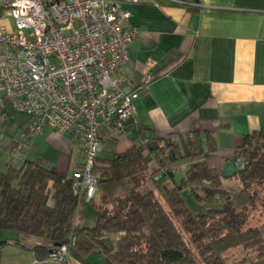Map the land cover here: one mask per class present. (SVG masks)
<instances>
[{
    "label": "trees",
    "instance_id": "obj_1",
    "mask_svg": "<svg viewBox=\"0 0 264 264\" xmlns=\"http://www.w3.org/2000/svg\"><path fill=\"white\" fill-rule=\"evenodd\" d=\"M131 124L101 137L113 145L93 162L100 192L93 226L78 222L84 193L71 175L24 154L19 167L0 168V232L35 251L32 264L51 261L55 243L86 264L91 253L105 264H264V228L247 226L248 210L258 205L264 211V129L224 151L198 133L166 144L145 127L132 137ZM227 161L236 173L223 178ZM181 168L184 175L176 179ZM227 180L238 188L227 189ZM231 249L240 256L230 259Z\"/></svg>",
    "mask_w": 264,
    "mask_h": 264
},
{
    "label": "crops",
    "instance_id": "obj_2",
    "mask_svg": "<svg viewBox=\"0 0 264 264\" xmlns=\"http://www.w3.org/2000/svg\"><path fill=\"white\" fill-rule=\"evenodd\" d=\"M124 7L130 11L124 25L136 27L138 36L120 71L123 87L154 77L134 102L132 137L145 127L166 144L198 133L204 143L210 135L219 149L230 151L244 135L264 129V0H139ZM0 26L10 28L13 21L0 18ZM20 115L24 130L13 138L11 153L27 151L26 159L70 176L82 162L81 144L50 129L31 135ZM12 237L0 232V264H32L36 252Z\"/></svg>",
    "mask_w": 264,
    "mask_h": 264
},
{
    "label": "built area",
    "instance_id": "obj_3",
    "mask_svg": "<svg viewBox=\"0 0 264 264\" xmlns=\"http://www.w3.org/2000/svg\"><path fill=\"white\" fill-rule=\"evenodd\" d=\"M138 1L0 3V18L13 21L10 28L0 26V109L23 114L31 135L50 129L81 144L82 162L71 177L84 199L96 193L92 168L101 137L135 123L134 102L154 79L144 75L126 90L120 73L138 36L136 27L124 25L130 16L124 5ZM48 258L72 264L66 244Z\"/></svg>",
    "mask_w": 264,
    "mask_h": 264
},
{
    "label": "rangeland",
    "instance_id": "obj_4",
    "mask_svg": "<svg viewBox=\"0 0 264 264\" xmlns=\"http://www.w3.org/2000/svg\"><path fill=\"white\" fill-rule=\"evenodd\" d=\"M10 113H12V115ZM5 114L6 116L8 114L10 116L3 118L5 119L3 120L5 121V124H0V168H4L6 164L19 167L23 162L21 151L16 152V150H13V153H11V142L13 141V138H17V136H19L20 132H23L24 122H22L21 120L24 119H22V116L20 114L10 111V109H7L5 111ZM7 124L9 125V128H6ZM112 145L113 143L111 140L106 141V138L103 139L100 143L99 149L97 150V154H99L101 148H104V150L106 151L110 150ZM176 173V179H180V177L184 175V169L181 168ZM224 185L229 190H235L238 188L236 180H227ZM99 197L100 192L97 189V192L95 193L93 198L84 199V202L80 205L77 212V217H79L78 222L80 224L86 226H93L95 224L96 210L94 203L98 201ZM195 206L196 205L194 204L192 207L195 208ZM247 226H259L264 228V211H262V209L258 205L253 207V209L248 210ZM226 255L230 257V259H234L235 257L240 256V251L239 249H231L226 252ZM87 260L91 261L93 264H105L104 258L99 256L97 253H91L88 256Z\"/></svg>",
    "mask_w": 264,
    "mask_h": 264
},
{
    "label": "water",
    "instance_id": "obj_5",
    "mask_svg": "<svg viewBox=\"0 0 264 264\" xmlns=\"http://www.w3.org/2000/svg\"><path fill=\"white\" fill-rule=\"evenodd\" d=\"M236 173V169L231 161H227L224 165V167L221 170V174L223 178H230ZM5 241H0V243H3ZM55 246H59V243H55ZM52 251V250H51Z\"/></svg>",
    "mask_w": 264,
    "mask_h": 264
}]
</instances>
